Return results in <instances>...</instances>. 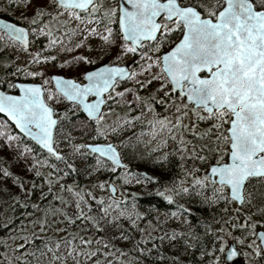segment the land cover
<instances>
[{"label":"snow or ice","instance_id":"snow-or-ice-1","mask_svg":"<svg viewBox=\"0 0 264 264\" xmlns=\"http://www.w3.org/2000/svg\"><path fill=\"white\" fill-rule=\"evenodd\" d=\"M0 5V264H264V0Z\"/></svg>","mask_w":264,"mask_h":264},{"label":"trees","instance_id":"trees-1","mask_svg":"<svg viewBox=\"0 0 264 264\" xmlns=\"http://www.w3.org/2000/svg\"><path fill=\"white\" fill-rule=\"evenodd\" d=\"M3 17V16H1ZM142 200H146L148 198L146 197H141ZM145 208L148 207L149 205L147 203H144L143 205ZM4 211H7L6 209ZM10 214V213H9ZM2 219V217H0ZM217 247V254L219 255V264H224V254L219 252V244L216 245Z\"/></svg>","mask_w":264,"mask_h":264},{"label":"water","instance_id":"water-1","mask_svg":"<svg viewBox=\"0 0 264 264\" xmlns=\"http://www.w3.org/2000/svg\"><path fill=\"white\" fill-rule=\"evenodd\" d=\"M228 245H232L233 247H237V245H235L233 241L228 242L227 246ZM236 260H237V257H233L232 260L227 261V264H233V262L236 261ZM239 260H241V261L243 260L242 255L239 257ZM225 261H226V257L224 255V264H225Z\"/></svg>","mask_w":264,"mask_h":264},{"label":"rangeland","instance_id":"rangeland-1","mask_svg":"<svg viewBox=\"0 0 264 264\" xmlns=\"http://www.w3.org/2000/svg\"><path fill=\"white\" fill-rule=\"evenodd\" d=\"M0 9H2V5H0ZM230 241H231L230 239L225 238V245L227 246V243ZM237 247H239V246L237 245Z\"/></svg>","mask_w":264,"mask_h":264},{"label":"flooded vegetation","instance_id":"flooded-vegetation-1","mask_svg":"<svg viewBox=\"0 0 264 264\" xmlns=\"http://www.w3.org/2000/svg\"><path fill=\"white\" fill-rule=\"evenodd\" d=\"M0 18H3V17L0 16Z\"/></svg>","mask_w":264,"mask_h":264}]
</instances>
